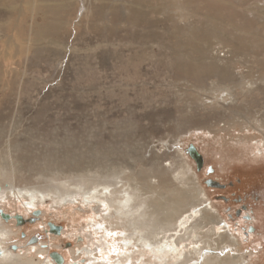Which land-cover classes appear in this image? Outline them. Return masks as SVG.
<instances>
[{"label":"rangeland","instance_id":"rangeland-1","mask_svg":"<svg viewBox=\"0 0 264 264\" xmlns=\"http://www.w3.org/2000/svg\"><path fill=\"white\" fill-rule=\"evenodd\" d=\"M54 19L59 29L50 31ZM190 29L221 56L235 51L236 73L264 83L263 64L257 67L264 61V0H0V174H9L4 167L13 156L15 189L49 190L65 179L107 182L125 167L144 172L145 160L158 155L182 179V160L193 169L198 204L211 201L246 262L264 264V128H255L264 95L238 90L241 119L229 111L219 119L212 102L224 85L219 77L179 68L192 59L176 44ZM191 143L204 157L200 170L187 152ZM209 178L224 187L208 186ZM75 201L37 209L39 223L22 226L19 239L37 234L49 243L52 221L73 231L51 241L68 260L83 241L78 236L92 249L85 264L112 260L99 248L104 240L81 228L94 211Z\"/></svg>","mask_w":264,"mask_h":264},{"label":"bare ground","instance_id":"bare-ground-1","mask_svg":"<svg viewBox=\"0 0 264 264\" xmlns=\"http://www.w3.org/2000/svg\"><path fill=\"white\" fill-rule=\"evenodd\" d=\"M49 9L55 10L51 5ZM58 29L59 24L54 19L49 30ZM183 37L182 42L175 43L179 45L181 57L187 54L189 57L192 56V59L183 60L179 68L201 79L206 75L218 76L220 80L217 83L224 85L221 93L212 101L215 109H219L216 116L225 120L226 117L230 118L226 113L229 111L231 118L241 119L243 113L240 112L237 102L238 90H241L244 97L256 91L262 97L264 83L260 84L257 79H246L247 76L240 72L236 73L233 66L236 62L235 51L228 50L224 56H221V50L218 48H213L212 45L208 47L204 42L199 44L202 39L200 37L203 36L192 29L189 33H184ZM204 57L211 60L204 62ZM200 62L203 64L202 67L196 64ZM240 63L248 66V62L244 59H240ZM260 63L263 64L264 69V61H258L257 67ZM247 69L246 74L252 72L250 68ZM246 83H248L247 87ZM224 90H227L225 96L222 94ZM263 99L264 96L260 100ZM258 117L255 128H264V113L261 112ZM227 123L229 124L230 121ZM237 123L239 126L247 127L246 123L238 121ZM262 141L264 143V138ZM159 159L161 156L158 155L145 160L144 172L125 167L122 171L118 170L120 174H111L110 176L114 177L111 180L106 179L107 182L102 181L93 186L65 179L55 189L24 187L20 188V191L13 186L12 180L17 163L11 156L8 166L4 167L8 168L9 174L4 177L0 174V210L11 216L10 220H5L0 213V264H55L49 254L52 248L60 249L59 245L51 243L59 236L50 234L49 243L40 241L30 246L27 242L30 236L27 239H19L21 227L15 224L14 216L21 214L26 218L34 210L43 211V208L51 205L54 207L53 203L56 205L64 203L71 207L75 200H79L94 211V215L90 216L91 219L81 228L83 230L88 228L99 235L100 239L104 240L99 244V248L107 249L110 253L109 259H112L98 262L93 260L88 264H138L139 260L142 261L140 264H253L247 263L245 256L238 251L239 238L230 232L229 226L226 227L221 218L217 217V210L212 202L203 205L202 201L198 204L201 199L196 185L188 175L189 171L192 173V167L178 160L179 166L177 165L176 168L180 167L179 174H182L183 178L177 179L179 177L171 176L172 172L164 167ZM5 179L9 182L5 183ZM206 200L208 201L209 198L207 197ZM12 205L14 208L9 210L7 206ZM45 223L43 222V225ZM82 229L76 227L74 232ZM72 234L73 231L64 228L61 235ZM17 237L15 244L19 249L14 252L9 244ZM84 242L83 239L70 248L72 259L69 262L67 260V264H85L86 258L83 256L92 255V249L84 247ZM64 257L66 259L67 255Z\"/></svg>","mask_w":264,"mask_h":264},{"label":"water","instance_id":"water-1","mask_svg":"<svg viewBox=\"0 0 264 264\" xmlns=\"http://www.w3.org/2000/svg\"><path fill=\"white\" fill-rule=\"evenodd\" d=\"M187 152L189 153L190 157L195 161L197 169L198 170L202 169L204 165V158H203V155L198 150V148L194 144L191 143L187 148ZM211 171L212 169L210 168L208 170V173H210ZM205 183L211 187H218V188L224 187V185L221 184L220 182L210 179V178L207 179ZM0 213L5 220H9L11 217L10 214L3 212V210H0ZM247 218L250 219L251 217L247 216ZM15 219L17 220V225H22L26 222V220L23 218L21 214H16ZM29 220L32 221L33 218H30ZM49 226H50L51 232L60 233L61 227L56 226L54 223H49ZM37 240H38L37 237H32L29 239L28 243H33ZM79 240L81 239L79 238ZM12 248L16 250L17 246L14 245L12 246ZM50 256L55 260L57 264H64L63 256L59 252L53 251L50 253ZM0 257H1V250H0Z\"/></svg>","mask_w":264,"mask_h":264},{"label":"flooded vegetation","instance_id":"flooded-vegetation-1","mask_svg":"<svg viewBox=\"0 0 264 264\" xmlns=\"http://www.w3.org/2000/svg\"><path fill=\"white\" fill-rule=\"evenodd\" d=\"M41 213V211L40 210H36L35 212H34V214L31 216H29L28 218H24L25 220H26V222L24 223V224H22V225H20V226H18L17 225V220L16 219H14V221H15V224L18 226V227H22V226H24V225H26L27 223H39L38 222V219H40L38 216L40 215V213ZM16 216V215H15ZM14 216V217H15ZM30 218H33V220L31 221V220H29ZM10 220V219H9ZM36 223V224H37ZM49 223H54V222H52V221H49L48 223H47V225H48V228L46 229V231H48V232H51V229H50V226H49ZM56 226H58V227H61V230H60V233H55V232H53V233H55V234H57V235H61L62 234V232H63V227L61 226V225H58V224H56V223H54ZM53 233H50V234H53ZM23 236H25V234L23 233L22 234ZM39 236V237H38ZM32 237H37L38 238V240L37 241H35V242H33V243H28V245H32V244H37L38 242H44V240L40 237V235H37V234H35V235H32V236H30L29 237V239L30 238H32ZM79 238L81 239V240H83L82 239V237H80V236H78V240H79ZM29 239L27 240V242L29 241ZM47 241V240H46ZM17 246V248H16V250H14L13 248H12V246ZM9 247L11 248V250H13L14 252H16L18 249H19V246L17 245V244H15V243H12V244H9ZM53 251H57V252H59L62 256H63V259H64V264H67V258L65 259V257H64V254L62 253V252H60V251H58V250H55V249H53L51 252H53ZM50 252V253H51ZM50 255V254H49ZM51 257V256H50ZM51 259L55 262V260L51 257ZM69 261V260H68ZM55 264H57L56 262H55Z\"/></svg>","mask_w":264,"mask_h":264}]
</instances>
